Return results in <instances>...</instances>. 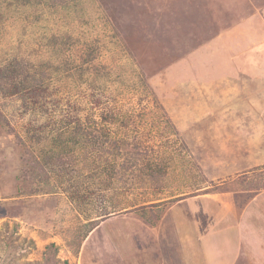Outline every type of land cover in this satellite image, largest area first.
Returning a JSON list of instances; mask_svg holds the SVG:
<instances>
[{
  "label": "rangeland",
  "instance_id": "374dc122",
  "mask_svg": "<svg viewBox=\"0 0 264 264\" xmlns=\"http://www.w3.org/2000/svg\"><path fill=\"white\" fill-rule=\"evenodd\" d=\"M139 1L0 0V264H154L133 212L264 189V46L183 58Z\"/></svg>",
  "mask_w": 264,
  "mask_h": 264
},
{
  "label": "crops",
  "instance_id": "0c3cea01",
  "mask_svg": "<svg viewBox=\"0 0 264 264\" xmlns=\"http://www.w3.org/2000/svg\"><path fill=\"white\" fill-rule=\"evenodd\" d=\"M167 204L166 207H153L158 210V215L150 216L152 212H149L136 221L139 216L136 211L132 213V221H124L141 231L142 246L148 242H153L154 248L156 246L154 264H235L249 249V241L258 245L264 243L257 238L264 230V189L256 193L245 189L197 195L173 205ZM142 207L145 206L138 208ZM144 216L152 222L148 223ZM141 219L142 223H138ZM258 222L262 224L260 230ZM124 235L120 232V236ZM136 235L135 240H138L139 234ZM99 237L103 245L100 255H107L109 237L101 234Z\"/></svg>",
  "mask_w": 264,
  "mask_h": 264
},
{
  "label": "trees",
  "instance_id": "16d2710c",
  "mask_svg": "<svg viewBox=\"0 0 264 264\" xmlns=\"http://www.w3.org/2000/svg\"><path fill=\"white\" fill-rule=\"evenodd\" d=\"M163 1L141 0L136 2L137 7L134 9L137 10V13H134L132 16H142L143 20L147 19V16H150L152 23H158L159 21L160 24L161 22L163 23V28L168 27L172 29L168 33L173 36L174 47L183 51V58L199 49L204 51L205 54L204 47H208V45L217 39H226L227 35L237 27L239 29L234 31L238 32V35H242L241 39L244 40L247 36L255 38L251 44L247 42L245 45L244 42L245 47L243 49H251L254 45H257L256 47L264 46V15L263 12L258 13L256 11L258 7L263 5L264 0H246L247 2L243 3L239 9L233 3L221 4L212 0H172L170 7L169 5L163 6ZM141 2H144L146 6H144V10H141L139 7ZM164 9H166V12H164ZM176 10L185 13V19L181 13H176ZM235 54L236 52L231 55L235 56ZM239 56L243 55L240 54ZM262 65L264 66V63ZM74 138L76 139L77 136L75 135ZM80 148L82 149L83 146ZM96 151L93 146L91 153L95 154ZM110 170L111 174H113L114 167L110 168ZM259 225L262 224L257 223L258 230ZM122 234L124 235L125 233L122 231ZM114 235L115 232L111 233L106 245H111V242L116 243ZM257 236L259 240L264 241V230L262 234L258 233ZM125 243L131 244L128 239ZM263 245L264 243L259 246L261 251H263ZM84 254L87 255L85 252ZM49 264L57 263L51 260Z\"/></svg>",
  "mask_w": 264,
  "mask_h": 264
}]
</instances>
